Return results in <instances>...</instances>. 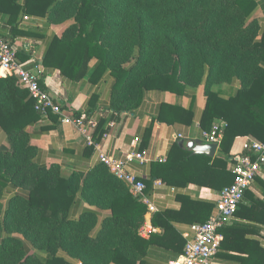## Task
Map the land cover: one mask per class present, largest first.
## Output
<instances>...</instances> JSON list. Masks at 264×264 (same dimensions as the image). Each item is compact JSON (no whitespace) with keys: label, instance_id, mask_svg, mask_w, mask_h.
<instances>
[{"label":"trees","instance_id":"16d2710c","mask_svg":"<svg viewBox=\"0 0 264 264\" xmlns=\"http://www.w3.org/2000/svg\"><path fill=\"white\" fill-rule=\"evenodd\" d=\"M257 7L255 0H27L24 7L18 0H0L13 39L34 35L20 29L24 16L49 24L74 20L62 37L53 38L42 67L73 81L88 75L98 81L110 71L115 81L110 110L118 115L137 108L147 91L182 94L205 84L201 128L209 131L216 119L226 123L219 154L194 155L175 144L144 182L147 189L158 180L177 189L194 184L216 192L235 180L229 163L235 140L251 136L264 142V25L254 17ZM93 60L98 65L91 73ZM235 79L241 83L235 94L213 90ZM39 119L17 79L0 77V128L8 139L0 145V264H144L155 244L180 254L186 240L175 236L174 223L203 224L215 214L213 203L180 195V211L153 217V225L165 231L163 239H143L145 206L104 164L82 181L77 174L64 177L58 166L35 163L37 148L27 128ZM193 119V110L167 104L157 118L184 125ZM104 132L103 119L97 140ZM10 189L17 191L9 195ZM246 196L252 203H242L236 217L264 225V199L250 190ZM81 202L87 207L75 216ZM220 233V258L264 264V247L250 236L256 228L232 224Z\"/></svg>","mask_w":264,"mask_h":264},{"label":"crops","instance_id":"0c3cea01","mask_svg":"<svg viewBox=\"0 0 264 264\" xmlns=\"http://www.w3.org/2000/svg\"><path fill=\"white\" fill-rule=\"evenodd\" d=\"M26 1L18 0L22 7L25 6ZM255 2L258 7L254 17L260 21L261 25H264V0H255ZM28 17L29 20L27 21L22 18L20 29L30 31L34 35H18L17 38L13 39V26L9 23L7 15L0 13V36L10 41L12 39L13 43L22 46L19 53L20 57L18 58L19 62L26 69L32 70L35 66L32 62L33 56L31 57V53L28 54L24 51L23 45L31 44L34 47L37 61L42 66L45 54L53 38L62 37L66 29L74 23V20H67L59 24H49L46 18ZM97 65L98 60H93L90 63L91 73ZM41 84L43 90L48 92L55 103L66 110L67 113L75 115V113L88 114L89 112V115L99 121L104 119V134H107V137L103 138L102 136L97 140L94 134V140L99 143L104 155L125 163V170L135 175L144 184V181L147 182L151 179L153 164L165 162L175 144L179 145V142L182 141H202L200 137L203 129L200 123L207 101L205 84L189 87L182 94L157 90L147 91L137 108L131 112H123L119 115L110 110L111 97L115 85L110 71H106L98 81L91 80L89 75L81 81H73L63 77L58 70L44 68V72L41 75ZM240 88V81L235 79L230 83H221L213 87V90L219 91L223 96L228 97L235 94ZM165 104L193 110L194 119L192 124L159 122L157 118L161 107ZM54 116L56 119L51 118L50 115L49 120L39 119L37 123L27 128L31 144L37 148L35 163L38 166L48 168L53 165L58 166L64 177L68 178L73 174H77L83 181L89 172L102 164L99 161V153L93 147L88 146L86 138L81 135L76 127L63 124L58 116ZM218 122L226 124L221 119L214 121V123ZM112 124L114 125L111 126ZM177 135H182L184 138L179 140L176 138ZM249 138L255 139L248 136L239 137L235 140L231 150V157L242 152L243 145ZM0 145H8L7 136L2 128H0ZM144 145H146V148H143ZM133 151L145 152L146 161L127 162V156ZM219 151L218 148L214 157L219 154ZM258 181L264 182V176L257 179L250 192L256 198L263 200L264 188L261 187ZM16 191L15 189H10L8 194L16 193ZM220 193L194 184L183 189H177L163 184L161 181H153L148 189L146 187L145 194L154 204L157 212L148 213L147 207L140 202L146 208L144 224L139 231L140 236L146 240H149L152 235H157L163 239L165 231L163 228L153 225V217L158 213L180 211L182 208L179 200L180 195L189 196L198 201L213 203L216 206ZM251 203L252 201L249 198L247 199L246 196L243 204L250 206ZM86 207L81 202L76 209L75 216H79ZM104 217L105 214L101 213L100 222H102ZM195 224L198 223H174L175 236L179 235L187 242L193 237L191 227ZM234 224L256 228L258 233L250 236L259 240L264 247V225L255 224L238 217H236ZM184 247L183 245L179 248V254L172 248H166L160 244L152 245L148 248L144 257V264H168L182 255ZM214 264L240 263L222 259L218 253Z\"/></svg>","mask_w":264,"mask_h":264},{"label":"built area","instance_id":"2783aa9c","mask_svg":"<svg viewBox=\"0 0 264 264\" xmlns=\"http://www.w3.org/2000/svg\"><path fill=\"white\" fill-rule=\"evenodd\" d=\"M29 20L28 16L24 21ZM22 46L9 42L0 36V77H15L19 87L26 90L35 102V110L40 114L41 120H49L50 115L59 117L61 123L73 125L86 138L88 146L99 153V161L120 181L130 189L132 195L147 207L148 213L157 212L156 207L146 196L145 184L125 170V163L107 157L101 151L99 143L94 139L99 120L95 117H76L67 113L61 106L55 103L52 96L41 88V75L44 72L41 63L37 61L34 47L24 44L23 49L31 53L32 62L35 64L32 70H28L19 62L18 55ZM40 63V64H39ZM112 124L111 126H113ZM226 124L214 123L209 131L202 130L201 140L204 143L215 144L220 147ZM107 134L103 135V138ZM177 139L184 137L177 135ZM146 161L145 152L133 151L127 156V162ZM230 169L235 176L234 182L224 188L216 201V212L203 224H195L191 227L193 237L187 240L182 255L168 264H214L218 255L223 235L220 230L231 226L236 220V214L245 200L247 191L251 190L256 180L264 176V142L249 138L243 145L242 152L230 158Z\"/></svg>","mask_w":264,"mask_h":264},{"label":"water","instance_id":"95a60500","mask_svg":"<svg viewBox=\"0 0 264 264\" xmlns=\"http://www.w3.org/2000/svg\"><path fill=\"white\" fill-rule=\"evenodd\" d=\"M179 145L192 152L194 155H205L213 158L217 151V145L204 143L203 141H182Z\"/></svg>","mask_w":264,"mask_h":264},{"label":"rangeland","instance_id":"374dc122","mask_svg":"<svg viewBox=\"0 0 264 264\" xmlns=\"http://www.w3.org/2000/svg\"><path fill=\"white\" fill-rule=\"evenodd\" d=\"M7 194H8V192H7ZM8 198V197H7Z\"/></svg>","mask_w":264,"mask_h":264}]
</instances>
